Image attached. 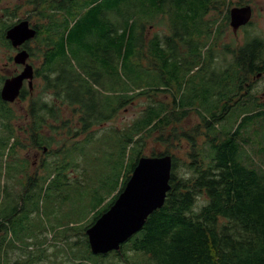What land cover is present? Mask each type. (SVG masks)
<instances>
[{"label": "trees", "instance_id": "16d2710c", "mask_svg": "<svg viewBox=\"0 0 264 264\" xmlns=\"http://www.w3.org/2000/svg\"><path fill=\"white\" fill-rule=\"evenodd\" d=\"M106 1L111 3L98 9L92 17L95 23L101 20L106 25L95 54L102 64L108 62L111 53L118 56L124 76L123 85L125 82L132 85V89L124 86L126 94L136 89L139 90L138 97L145 96L143 85L153 84L149 85L148 81L154 60L159 69L155 71L153 68L157 84L151 89L156 93L168 92L171 89L169 82L165 80L170 61L173 63L174 72L182 68L189 75L197 68L203 74L202 94L192 92L178 107L174 95L171 112L164 103L152 102L147 105L131 127L129 133L132 132V136L128 141L132 142L136 136L135 141L138 143L145 132L155 129L164 132L168 126L179 123L193 110L191 107L196 98L199 104L193 111L201 119L206 149L201 153L195 150L194 143L192 144L193 152L190 155L191 163L187 165V174L179 178L175 172V159L171 156L170 190L164 205L153 212L143 228L118 251L105 255L91 254L83 232L84 241L80 250L73 251L72 244L66 243L68 255H71V264H98L100 259L108 257L114 258V261L107 264H121V261L124 264H264V104L259 103L260 100L252 93V88L247 94H241L243 82L247 81V78L252 81V76L264 67V39L247 35L244 43L230 52L233 55L230 68L224 74L220 72L214 81V74L210 69L214 60L211 52L215 45L214 24L205 21V18L210 11L218 10L216 0H156L153 17L149 16L144 24L138 27L137 34L128 24L130 14L124 18L123 24L121 23L122 32L119 37L114 33L119 29L113 31L108 26H114L109 15L122 18V12H130L133 3L131 0ZM68 15H71V12H68ZM155 19H166L169 33L146 39V25ZM226 19L228 20V14ZM86 39L93 40L90 35H84L80 40L85 42ZM116 44L117 49L114 48ZM79 52L82 54V50ZM135 60L143 63V69L134 63ZM66 65L65 62L60 65L58 63L59 113L64 108L76 111L80 132H85L103 121H98L93 114L83 113L86 110L96 113L99 108L90 110L86 107V98L72 96L71 91L75 88H81L85 94H89L91 90L85 86L82 88L85 84L77 74L74 75L75 72H69ZM84 68L92 70L87 62ZM88 75L92 77V74ZM151 79L154 81L153 77ZM83 81L87 82L84 79ZM175 94L177 95L176 91ZM129 104L130 101L125 100L114 106L113 111L118 112ZM30 109L31 114L35 116L30 127L31 146L39 149L50 145L51 139H45L41 134L47 124L40 113L41 108L31 106ZM12 116L13 113L6 104L0 103V177H10L21 183L18 176L25 170V161H20L19 165L17 160L6 162L4 175L1 171V160L6 161L7 156L14 152L13 147L20 145L18 141L15 144L10 143L15 134L11 124ZM49 128L54 130L52 124ZM171 134L174 138L181 136L174 130ZM252 140L257 145L253 154L263 156L258 161L253 160L245 149ZM162 155L167 153L157 156ZM139 158L140 152L137 160ZM244 159L247 160L246 163ZM134 166L135 164L127 174L122 189ZM35 181L28 178L24 190L33 189ZM11 197L7 186L0 183V264H36L46 258L42 247L44 241L39 239L46 230L39 227L31 231V228L26 226L14 225V217L22 211L19 204L24 196L21 193L15 199L12 198L13 206H8L6 199L10 200ZM2 199L5 200L1 202ZM24 212L26 218L31 214L30 211ZM100 215L101 213L94 221ZM80 229L85 231V227L58 231H62L64 239L67 240L65 235L70 232L81 234ZM31 245L34 250L30 248ZM14 249L19 250L21 255L12 260L9 254Z\"/></svg>", "mask_w": 264, "mask_h": 264}, {"label": "rangeland", "instance_id": "374dc122", "mask_svg": "<svg viewBox=\"0 0 264 264\" xmlns=\"http://www.w3.org/2000/svg\"><path fill=\"white\" fill-rule=\"evenodd\" d=\"M131 1L133 4L130 12H122V18L109 15L112 17L111 21H113L114 26H108L113 31L119 29L117 33L114 32L117 37L122 32L121 23L123 24L124 18L130 14L131 18L128 24L132 26V31L134 30L135 34L138 32V27L144 24L149 16L153 17L156 0ZM20 2V0H12V3L19 4ZM110 3L106 0H85L78 8L71 11V15L63 14L66 19L59 24L57 39L54 43L58 52L59 65L64 62L67 63L65 67L68 71L75 72L74 75L77 74L82 83L85 84L82 88L85 86L86 89L90 88L91 90L89 94H85L81 88H75L71 91L72 96L86 98V107L90 110H95L98 107L96 113L89 110L83 111V113L86 115L93 114L98 121L103 122L92 126L85 132H80L81 128L77 121L76 111L69 108L61 109L57 121L47 122L41 131L45 139H51V144L44 145L46 150L43 151L42 148L37 149L31 146L30 127L32 121L23 116V101L7 106L13 113L11 124L15 129L14 138L10 140V143L15 144L18 141L20 145L13 147L14 152L7 156L6 161L1 160L2 175L6 171V162L10 163L11 160H17L18 165L21 160H25L26 167L22 175L18 176L21 183L5 176L0 177V183L7 186V192L12 196L10 200L6 199L8 206H13L12 198L15 199L23 193L24 197L19 204L22 211L14 217V225L26 226L31 228V231L39 227L46 230L40 236L38 235L39 239L44 241L42 247L46 258L36 264H71V255H68L66 243L72 244L73 251L80 250L83 247V232L85 231L80 229L81 234L70 232V234L65 235L67 240L64 239L62 231L66 228L84 227L86 230L93 224L97 215L102 214L104 210L106 211L109 204L116 199L118 192L122 189L127 174L137 161L139 152L140 157H157V155L164 153L173 156L176 162V176L179 178L187 174V165L191 163L190 155L193 152L192 144L194 143L195 150L201 153H204L206 149V137L201 127V119L193 111L197 109L199 104V100L196 98L191 107L193 110L179 123L168 126L164 132L160 129L145 132L140 141L137 140L138 143L135 141L136 136L134 139L132 137V142L128 141V138L132 136V132L129 133L131 127L140 118L147 105L152 102L164 103L167 110L171 112L173 111L172 98L174 95L178 107L182 105V100H187L192 92L202 94L201 80L203 74L197 68L193 69L189 75L182 68L180 71L174 72L173 63L170 61L165 80L169 82L171 89L168 92L156 93L151 89L157 84L153 68L155 71L159 69L158 63L154 60L153 68L151 67L149 71L150 80L148 81L149 85L153 84L151 86L143 85L146 90L145 96L150 99L145 96L138 97L139 90L136 89L126 94L124 86L132 89V85L126 82L123 85L124 76L118 56L111 53L108 62L102 64L103 62H100L95 54L102 30L106 25L101 20L95 23L92 17L98 12V9ZM228 11L225 6H220L218 10L210 11L205 18V21L214 24L213 36L220 32L217 38L221 45L226 42L227 33L233 42V47L239 46L247 35L264 37V5L254 6V16L250 25L238 31L236 35L232 33L225 21ZM2 23L4 22L0 21V24ZM168 25L166 19L164 21L161 19L149 21L146 25V39L155 35L160 37L168 35ZM3 29L4 27L0 25V31ZM82 34L86 37L90 35L93 40L81 41L80 39L84 36H81ZM117 47V44L114 45L115 49ZM8 49L2 45L0 40V76L5 73L3 65L7 59L5 53L9 51ZM80 50H82V54H80ZM216 52L214 50V54ZM217 56L224 61H230V57L225 55L218 53ZM86 62L92 70L84 68ZM135 62L143 69L142 62L137 60ZM216 65L222 66V63L216 61L215 67ZM89 73L92 74V77L88 75ZM101 74L103 79H101ZM152 77L154 81L151 79ZM83 79L87 82H84ZM179 86L180 89L177 92ZM38 87L40 89L41 85ZM252 93L260 100V104H264L263 80L253 83ZM125 100L130 101L128 106L119 109L118 112L113 111L114 106L120 105ZM51 124L54 130L49 128ZM229 125L230 123L226 125L227 128ZM173 130L181 136L174 138L171 134ZM186 135L190 138H187ZM245 149L253 160L258 161L263 157L253 154V151L257 149L254 140ZM245 160L246 163L247 160ZM28 178L36 180L35 187L24 190ZM4 200L2 199L1 202ZM25 210L31 212L27 218L25 217ZM30 248L34 250L32 245ZM9 255L14 260L21 255V252L14 249ZM109 261H114V258L100 259L98 264H107ZM121 264L124 263L121 261Z\"/></svg>", "mask_w": 264, "mask_h": 264}, {"label": "flooded vegetation", "instance_id": "af4514ba", "mask_svg": "<svg viewBox=\"0 0 264 264\" xmlns=\"http://www.w3.org/2000/svg\"><path fill=\"white\" fill-rule=\"evenodd\" d=\"M20 1L21 2L17 4L12 3V0H0V21L4 22L0 24L2 27H4L3 31H0V40L3 46L9 48V51L5 53L7 54V59L3 65L5 73L3 76H0V92L4 82L20 75L26 66L31 67V76L29 79L22 81L19 94L13 102L3 101L0 97V103L9 106L23 101L22 103L24 105L22 111L25 119L32 121L35 116L31 114L30 107L38 106L41 108L40 113L43 116V120L47 122L57 121L59 118V68L58 55L54 43L57 39L58 26L66 19L63 14L65 15L68 12L73 11L75 8H78V6H80L85 0ZM258 4L260 6L264 5V0H216L217 7L225 6V8L229 10L228 13H226L228 14V20L225 18V21L228 23L230 28V10L242 7L250 8V20L246 25L239 27L237 32L250 25L254 16V6ZM22 22L27 24V30L34 32V36L28 40H25L18 46H13L11 41L6 39L5 34L9 29ZM219 33L213 36L215 48L211 49L214 60L210 69L214 74V77L212 75L214 81H216L220 72L221 74H224V72L230 68V63L233 59V55L230 52L233 50L234 45H232L233 42L230 40L231 38L229 37V34L227 33L226 42L221 45L217 38ZM232 33L234 34L233 31ZM261 39H264V37ZM244 41L245 38L240 45H242ZM214 50L217 51L215 54ZM219 50L221 51L219 52ZM22 52L26 54V59L23 64H19L15 62V57ZM218 53L230 57V61H224V59H220V57L217 56ZM216 61L222 63V66L216 65L215 67ZM223 77L225 78L226 75ZM252 79L253 80L251 81L247 78V81L243 82L241 85L243 89L241 94H247L248 90L253 87V83L255 81H264V67L261 68L260 71H258L254 76H252ZM216 84L218 83L216 82ZM38 85H41L40 89ZM38 89L39 91H37ZM35 91H37V93H35ZM41 148L43 151L46 150L43 146Z\"/></svg>", "mask_w": 264, "mask_h": 264}, {"label": "water", "instance_id": "95a60500", "mask_svg": "<svg viewBox=\"0 0 264 264\" xmlns=\"http://www.w3.org/2000/svg\"><path fill=\"white\" fill-rule=\"evenodd\" d=\"M230 26L234 34L239 27L248 23L251 17L249 7L234 8L229 12ZM22 22L9 29L5 37L13 46H18L34 36L33 31ZM24 52L16 55L15 62L23 64ZM31 67L26 66L22 73L4 82L0 97L3 101L13 102L22 81L31 76ZM172 157H140L122 191L110 207L104 211L91 226L85 230L89 250L93 255H105L118 251L133 235L145 225L148 217L162 208L170 190Z\"/></svg>", "mask_w": 264, "mask_h": 264}]
</instances>
